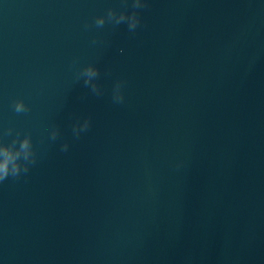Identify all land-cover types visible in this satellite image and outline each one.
Wrapping results in <instances>:
<instances>
[{
  "label": "water",
  "instance_id": "water-1",
  "mask_svg": "<svg viewBox=\"0 0 264 264\" xmlns=\"http://www.w3.org/2000/svg\"><path fill=\"white\" fill-rule=\"evenodd\" d=\"M147 5L130 33L83 28L124 0H0V139L38 156L0 184V264H264V0Z\"/></svg>",
  "mask_w": 264,
  "mask_h": 264
},
{
  "label": "clouds",
  "instance_id": "clouds-1",
  "mask_svg": "<svg viewBox=\"0 0 264 264\" xmlns=\"http://www.w3.org/2000/svg\"><path fill=\"white\" fill-rule=\"evenodd\" d=\"M124 10L116 8H108L104 15L96 16L91 23L86 22L83 25L85 31L91 30L93 27L101 29L105 24H111L113 27L121 24H126L130 33H135L141 25L140 10L145 9L147 0H130L131 11L127 10L129 0H124ZM94 46L100 43L95 37L90 41ZM123 49H121V52ZM78 60L74 59L70 65L74 71L76 81L83 80V84L90 92L99 97L103 95V89L97 82L100 71L93 65L88 64L83 67H77ZM125 81L117 80L112 88L111 99L113 104H124ZM12 109L16 114H27L30 112V106L21 98H17L12 102ZM91 117L77 118L72 125V134L74 139H80L81 135L88 132L91 128ZM14 129L9 127L3 133L4 136H12ZM60 136L58 127H53L50 130L48 139L56 141ZM69 144L67 142L60 146V151L67 152ZM37 151L33 146L31 134H24L21 138V133L16 131L15 136L10 143H4L0 139V184L8 180H19L22 176H26L30 169L37 164Z\"/></svg>",
  "mask_w": 264,
  "mask_h": 264
}]
</instances>
